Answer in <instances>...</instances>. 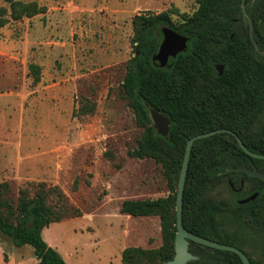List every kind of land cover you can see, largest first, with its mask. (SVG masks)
I'll return each instance as SVG.
<instances>
[{
    "label": "rangeland",
    "instance_id": "rangeland-1",
    "mask_svg": "<svg viewBox=\"0 0 264 264\" xmlns=\"http://www.w3.org/2000/svg\"><path fill=\"white\" fill-rule=\"evenodd\" d=\"M38 1L45 12L0 27V182L14 195L32 181L63 190L71 214L43 237L69 264H122L127 246L163 244L160 217L132 216L122 202L170 193L161 163L129 155L144 129L122 91L133 17L192 13L198 0ZM180 13H172L174 21ZM31 63L41 67L38 82ZM86 103L95 105L92 113H82ZM208 195L230 199L231 192L220 184ZM250 243L254 256L264 255L263 233ZM0 264L39 259L32 246L18 247L0 232Z\"/></svg>",
    "mask_w": 264,
    "mask_h": 264
},
{
    "label": "trees",
    "instance_id": "trees-1",
    "mask_svg": "<svg viewBox=\"0 0 264 264\" xmlns=\"http://www.w3.org/2000/svg\"><path fill=\"white\" fill-rule=\"evenodd\" d=\"M6 2L8 6L0 7V27L46 11L38 0ZM173 12L180 13L176 8L147 10L133 17L134 53L122 91L144 129L129 155L161 163L170 193L122 202L121 211L132 216H159L163 236L158 248L127 246L122 264H163L174 258L176 197L189 138L227 128L235 131L249 150L264 154V0H198L197 9L180 13L178 21H174ZM165 26L189 38L172 66L153 59ZM218 64L224 65L221 75ZM30 71L34 81H40L41 67L31 63ZM94 109V104L86 103L81 111L92 113ZM151 109L172 120L168 136L155 129ZM242 165L264 172V159L248 154L229 132L197 139L186 176L183 223L200 236L240 247L252 264H264V255L256 257L247 247L255 233L264 234V180L233 170ZM220 184L229 188L230 199L208 195ZM254 193H258L255 199L240 202ZM70 214L68 199L57 185L32 181L14 195L8 181L0 182V232L18 247L32 246L39 264H69L47 243L43 230ZM189 250L198 259L186 264H244L236 252L193 240Z\"/></svg>",
    "mask_w": 264,
    "mask_h": 264
},
{
    "label": "water",
    "instance_id": "water-1",
    "mask_svg": "<svg viewBox=\"0 0 264 264\" xmlns=\"http://www.w3.org/2000/svg\"><path fill=\"white\" fill-rule=\"evenodd\" d=\"M244 18L245 20L247 19L245 8H244ZM252 30L253 27L251 23V35H252ZM163 34H164L163 39L161 41L157 53L153 56V59L154 61L161 60L162 66L165 65L172 66L176 60L177 55L187 48L189 38L186 35L178 32L176 29H173L168 26L163 27ZM217 69L220 75L223 74L224 65L218 64ZM151 116L153 119V125L157 130V132L162 136H168L172 124V120L170 119V117L156 109H151ZM219 132H229L233 134L236 137L237 141L239 142V145L248 154L257 158L264 159V154L256 153L249 150L246 147L243 140L241 139V137L231 129H227V128L215 129L212 131L197 134L188 139L184 154L182 169L179 177L177 197H176L177 232L175 237V256L173 259L166 261L163 264H186L190 260L198 259V256L193 254L189 250L190 240L204 244L209 247L236 252L237 254H239L244 264H252V261L248 256V254L240 247L200 236L188 230L183 223L185 182H186V176L189 168V161H190V156L194 142L197 139L205 138ZM233 170L242 171L248 175L257 176L264 180V172L260 171L257 167L250 168L246 165H242ZM231 185L232 187H234V183L231 182ZM257 195L258 193H254L253 195H250L249 197L240 200V202L246 203L248 201H251L255 199Z\"/></svg>",
    "mask_w": 264,
    "mask_h": 264
}]
</instances>
